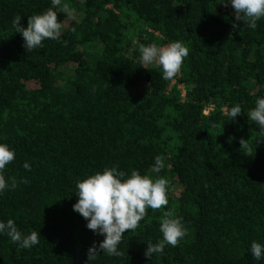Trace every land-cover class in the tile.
<instances>
[{"label":"trees","instance_id":"16d2710c","mask_svg":"<svg viewBox=\"0 0 264 264\" xmlns=\"http://www.w3.org/2000/svg\"><path fill=\"white\" fill-rule=\"evenodd\" d=\"M64 2L75 19L54 9L59 40L28 52L13 21L27 27L51 0H0V143L16 153L4 175L17 182L0 194V221L41 236L22 249L0 235V264H87L103 237L73 211L76 182L112 166L155 177L157 155L168 204L125 231L121 256L98 249L90 264H264L249 250L264 244V130L247 117L264 96V18L233 27L222 0ZM175 41L189 54L172 80L140 61L142 45ZM165 212L187 235L146 257Z\"/></svg>","mask_w":264,"mask_h":264},{"label":"clouds","instance_id":"9594fccd","mask_svg":"<svg viewBox=\"0 0 264 264\" xmlns=\"http://www.w3.org/2000/svg\"><path fill=\"white\" fill-rule=\"evenodd\" d=\"M52 7L40 14H33L27 19V27L21 26V17L17 16L13 25L16 33L23 38V47L29 52L43 47L42 42L59 40L62 23L58 21L59 7L69 18L75 19L76 9L71 8L64 0H51ZM225 6L231 5L234 9L233 27L247 24L255 29L257 21L264 18V0H222ZM139 59L146 65L160 68L163 79L172 80L179 73L183 60L188 56V49L179 41L169 42L165 46L156 44L142 45L139 49ZM242 113L239 105L227 109L229 120ZM248 119L255 122L259 130H264V96H258L255 107L247 115ZM15 151L8 144L0 143V194L6 189L15 188L16 180L11 183L6 179L4 171L6 166L14 161ZM165 157L157 155L151 167L150 175H141L133 169L130 174L121 171L116 166L105 167L76 182L77 202L73 204V211L79 213L86 221V227L94 234L103 237L98 248L94 243L88 249V261L96 259L98 249L108 256L118 257L122 255L119 249L122 237L126 230H134L139 227L146 215V209H160L168 204L169 181L159 174L165 168ZM25 170L30 171L28 162L23 164ZM27 183L26 180H21ZM159 231L162 239L156 243L149 241L146 244L144 255L152 257L153 254H163L166 245L175 247L180 240L187 235V228L180 217H173L165 212ZM0 235H7L13 244L22 249H30L40 242V234L32 231L29 234L22 233L12 219L0 221ZM250 252L257 261L264 259V244L252 241Z\"/></svg>","mask_w":264,"mask_h":264},{"label":"built area","instance_id":"2783aa9c","mask_svg":"<svg viewBox=\"0 0 264 264\" xmlns=\"http://www.w3.org/2000/svg\"><path fill=\"white\" fill-rule=\"evenodd\" d=\"M209 110H210V109L205 110V111H204V114H208Z\"/></svg>","mask_w":264,"mask_h":264},{"label":"rangeland","instance_id":"374dc122","mask_svg":"<svg viewBox=\"0 0 264 264\" xmlns=\"http://www.w3.org/2000/svg\"><path fill=\"white\" fill-rule=\"evenodd\" d=\"M151 66H153V65H151ZM174 83H175V81H173V84H174ZM178 87H181V86L178 85ZM177 193H178V190H177Z\"/></svg>","mask_w":264,"mask_h":264}]
</instances>
